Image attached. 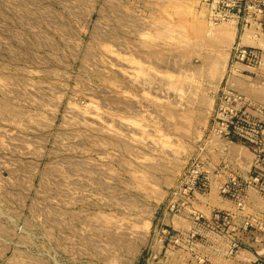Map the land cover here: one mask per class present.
Wrapping results in <instances>:
<instances>
[{"label": "rangeland", "instance_id": "obj_1", "mask_svg": "<svg viewBox=\"0 0 264 264\" xmlns=\"http://www.w3.org/2000/svg\"><path fill=\"white\" fill-rule=\"evenodd\" d=\"M209 9L0 0V264H155L150 218L215 107Z\"/></svg>", "mask_w": 264, "mask_h": 264}, {"label": "crops", "instance_id": "obj_2", "mask_svg": "<svg viewBox=\"0 0 264 264\" xmlns=\"http://www.w3.org/2000/svg\"><path fill=\"white\" fill-rule=\"evenodd\" d=\"M207 22L212 24L210 13ZM239 22L237 10L228 23L209 28L213 53H207L206 69L217 75L213 108L231 47L239 41L248 48L249 60L239 65L241 73L228 77L226 86L249 103L242 120L235 123L232 141L207 139L208 120L202 131L206 138L196 151L204 169L197 191L184 201L179 214L164 207L150 218L152 237L146 248L155 264H264V228L244 224L264 220V160L255 161L256 147L264 145V15L243 31Z\"/></svg>", "mask_w": 264, "mask_h": 264}, {"label": "built area", "instance_id": "obj_3", "mask_svg": "<svg viewBox=\"0 0 264 264\" xmlns=\"http://www.w3.org/2000/svg\"><path fill=\"white\" fill-rule=\"evenodd\" d=\"M209 6V13L212 23L215 25L228 23L231 16L237 10L240 11V27L246 30L252 26V22L261 15H264V0H204ZM242 1L245 2L241 7ZM257 36V35H255ZM249 49L239 41L231 50L229 74H239L242 72L239 65L246 64L249 60ZM248 99L241 93L226 86L218 97L212 113L207 139L218 141H232L233 128L235 123L242 120L243 113L248 105ZM264 160V145L256 147L255 161L261 163ZM204 173L203 160L199 153L195 154L184 171L182 178L172 193L167 211L172 214H179L184 201L190 199L197 191L201 177ZM257 180V179H256ZM232 180V185H235ZM224 193L229 192L228 188H223Z\"/></svg>", "mask_w": 264, "mask_h": 264}]
</instances>
